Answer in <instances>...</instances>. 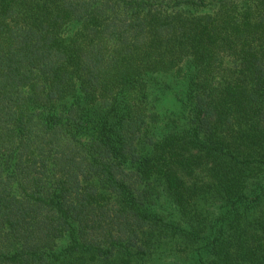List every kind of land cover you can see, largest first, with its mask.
I'll return each mask as SVG.
<instances>
[{
	"label": "trees",
	"instance_id": "16d2710c",
	"mask_svg": "<svg viewBox=\"0 0 264 264\" xmlns=\"http://www.w3.org/2000/svg\"><path fill=\"white\" fill-rule=\"evenodd\" d=\"M0 264H264V0H0Z\"/></svg>",
	"mask_w": 264,
	"mask_h": 264
}]
</instances>
